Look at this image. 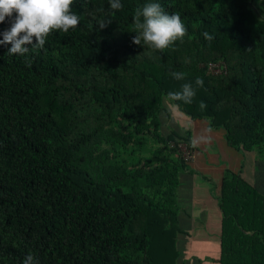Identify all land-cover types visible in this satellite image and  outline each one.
Masks as SVG:
<instances>
[{
  "label": "trees",
  "instance_id": "16d2710c",
  "mask_svg": "<svg viewBox=\"0 0 264 264\" xmlns=\"http://www.w3.org/2000/svg\"><path fill=\"white\" fill-rule=\"evenodd\" d=\"M151 2L187 28L162 52L132 43L135 9ZM121 3L74 0L78 27L25 56L0 44V264L29 253L39 264H185L199 175L178 147L197 149L185 120L220 131L254 165L252 181L225 168L211 190L220 213L212 262L264 264V0ZM100 20L112 22L100 29ZM218 61L223 71L207 72ZM197 77L191 104L167 99Z\"/></svg>",
  "mask_w": 264,
  "mask_h": 264
},
{
  "label": "clouds",
  "instance_id": "9594fccd",
  "mask_svg": "<svg viewBox=\"0 0 264 264\" xmlns=\"http://www.w3.org/2000/svg\"><path fill=\"white\" fill-rule=\"evenodd\" d=\"M74 0H0V24L9 22L10 27L0 35L3 39L0 44L11 45L8 49L10 55L25 56L30 52L28 45L33 49H43L47 38L53 31L67 33L80 24V16L73 11ZM110 8L121 10V0H109ZM112 21L100 20V29L107 27ZM136 35L132 43L150 46L154 50L164 51L177 40H183L187 35V28L181 20L179 13H167L160 3H146L135 9L133 16ZM208 41L214 37L208 32L203 33ZM35 38V43L33 39ZM170 75L177 81L186 79L184 72L172 71ZM185 82L180 90L167 93V99L172 102L191 104L196 96V89L203 87L202 77L194 82ZM201 110L206 109L204 101L200 102ZM23 264H39L37 258L29 253L25 256Z\"/></svg>",
  "mask_w": 264,
  "mask_h": 264
},
{
  "label": "crops",
  "instance_id": "0c3cea01",
  "mask_svg": "<svg viewBox=\"0 0 264 264\" xmlns=\"http://www.w3.org/2000/svg\"><path fill=\"white\" fill-rule=\"evenodd\" d=\"M188 126L192 130L193 143L197 146L194 162L190 166L199 175L192 176V209L186 227L190 235L182 244V249L185 250V264H214L212 260L216 259L220 250V213L211 190H218L225 168L239 171L245 179L252 181L254 165L250 157L225 144L220 131L208 130L205 122L191 120ZM200 174L212 179L215 185L204 183Z\"/></svg>",
  "mask_w": 264,
  "mask_h": 264
},
{
  "label": "built area",
  "instance_id": "2783aa9c",
  "mask_svg": "<svg viewBox=\"0 0 264 264\" xmlns=\"http://www.w3.org/2000/svg\"><path fill=\"white\" fill-rule=\"evenodd\" d=\"M205 66H206L207 72L212 73V74H218V73L222 72L223 69L225 68V65L219 61L218 62H207ZM181 145H184V147L187 150V151L184 150V153L187 152V155H188L190 150L186 147V145L184 143H179L178 147L180 150H181ZM181 154H182V151H181ZM183 157L186 160L188 159L187 156H183Z\"/></svg>",
  "mask_w": 264,
  "mask_h": 264
},
{
  "label": "rangeland",
  "instance_id": "374dc122",
  "mask_svg": "<svg viewBox=\"0 0 264 264\" xmlns=\"http://www.w3.org/2000/svg\"><path fill=\"white\" fill-rule=\"evenodd\" d=\"M172 110V109H171ZM179 113L180 112H178V109L176 108V106L175 107H173V111H172V115H173V118H174V120L175 121H178V118H177V116L179 115ZM188 123V122H190V120H185L183 123ZM213 140H215L214 138H212ZM195 142V141H194ZM184 150H186V148L184 147V145H181V151H182V156H187V160H190L189 161V163L191 164V163H193L194 162V156H195V151L194 150H192V152L191 151H189V153H188V155H187V152L186 153H184ZM187 151V150H186ZM202 181H203V179H202ZM204 183H206V181L204 180L203 181ZM203 182H202V185H203ZM183 191V189H181L179 192L181 193ZM206 210H208V208H207V204H206ZM208 212V211H207ZM208 215V214H207ZM216 215L214 214V216L213 217H215ZM193 244H191V246H192Z\"/></svg>",
  "mask_w": 264,
  "mask_h": 264
}]
</instances>
